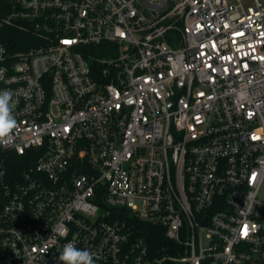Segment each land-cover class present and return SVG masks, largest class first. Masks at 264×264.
Returning <instances> with one entry per match:
<instances>
[{
    "label": "built area",
    "instance_id": "1",
    "mask_svg": "<svg viewBox=\"0 0 264 264\" xmlns=\"http://www.w3.org/2000/svg\"><path fill=\"white\" fill-rule=\"evenodd\" d=\"M3 89L0 264H264V0H0Z\"/></svg>",
    "mask_w": 264,
    "mask_h": 264
},
{
    "label": "clouds",
    "instance_id": "2",
    "mask_svg": "<svg viewBox=\"0 0 264 264\" xmlns=\"http://www.w3.org/2000/svg\"><path fill=\"white\" fill-rule=\"evenodd\" d=\"M14 107V92L9 89L0 90V145H7L10 142L12 133L18 126ZM58 260L61 264H96L93 252L78 248L73 242L63 245Z\"/></svg>",
    "mask_w": 264,
    "mask_h": 264
},
{
    "label": "trees",
    "instance_id": "3",
    "mask_svg": "<svg viewBox=\"0 0 264 264\" xmlns=\"http://www.w3.org/2000/svg\"><path fill=\"white\" fill-rule=\"evenodd\" d=\"M141 227V234L146 237L152 248H157L163 245L166 241L164 231L161 227L152 225L151 223L138 221ZM170 264V263H167Z\"/></svg>",
    "mask_w": 264,
    "mask_h": 264
}]
</instances>
